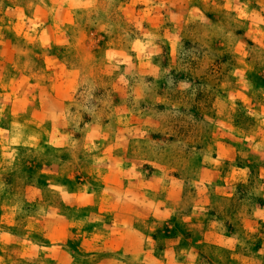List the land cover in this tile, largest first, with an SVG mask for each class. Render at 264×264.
<instances>
[{"label":"rangeland","instance_id":"374dc122","mask_svg":"<svg viewBox=\"0 0 264 264\" xmlns=\"http://www.w3.org/2000/svg\"><path fill=\"white\" fill-rule=\"evenodd\" d=\"M0 264H264V0H0Z\"/></svg>","mask_w":264,"mask_h":264}]
</instances>
